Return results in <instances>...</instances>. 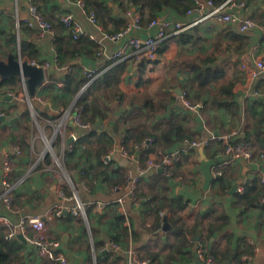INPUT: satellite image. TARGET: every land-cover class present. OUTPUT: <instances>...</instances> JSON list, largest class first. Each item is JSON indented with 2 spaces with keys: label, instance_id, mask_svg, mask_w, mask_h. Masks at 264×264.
Segmentation results:
<instances>
[{
  "label": "crops",
  "instance_id": "1",
  "mask_svg": "<svg viewBox=\"0 0 264 264\" xmlns=\"http://www.w3.org/2000/svg\"><path fill=\"white\" fill-rule=\"evenodd\" d=\"M74 1L44 0L40 12L53 26V34H62L60 18L70 13L79 23L82 36L94 37L97 52L92 56H79L78 67L85 73L103 69L101 74L113 66L104 69L103 61H114L113 64L125 61L126 68L114 84L116 92L108 89L107 97H102L106 119L86 129L72 122L73 102L82 94L66 107L62 106L66 94L48 81L49 73L59 70L56 67L44 69L45 81L35 92L34 96L40 97L42 103L32 98L29 105L26 96L23 101L17 91L0 87V113L3 114L0 117V217L17 223L26 216L45 214L58 204L71 207L72 203L58 199L60 193L69 197L63 191L67 181L71 185V194H75L84 207V217L70 215L67 219L47 221L46 239L60 243L68 264H127L123 238L118 242L120 251L105 250L106 244L122 228L127 230L139 255L144 259L154 256L157 264H195L197 250L210 252L215 258L213 264H264V207L259 203L264 196V184L260 182L264 176V73L252 79L249 72L256 61H264V0H248L245 10L240 12L255 23L254 30L241 35L234 23L223 25L213 19L203 21L188 32L191 35L189 44L171 42L158 57L159 62L148 68L141 78L129 50L123 48L125 40L105 39L107 33L98 24L91 23ZM102 2L109 3L113 17L124 16L110 0ZM26 8L27 0H0V57L5 58L8 53L21 56L20 42L31 40L40 52L39 59L26 61L41 66L51 61L54 49L48 39L37 41L35 31L24 27L20 30L19 24L27 17ZM158 17L175 18L171 11L162 12ZM113 29V25L108 27L110 31ZM150 34L151 30H144L140 36ZM120 49L124 55L113 58ZM98 52L103 56L100 62L96 60ZM195 58L208 59L206 65L222 69L224 75L210 87L209 93L200 97L199 103H190L185 95L194 100V89L189 86L184 69ZM18 83L23 90L20 79ZM225 85L232 86V96L218 92L219 87ZM177 89L181 96L176 94ZM8 92L14 97H7ZM19 98L25 106L14 107ZM185 102L197 109L187 107ZM62 111L69 112L65 121ZM126 129H133L134 134L147 132L149 137L144 142L145 147L151 143L147 144V140L159 138V144L163 149L167 148L156 151H177L180 155L179 161L170 167V176L157 170L140 180L138 205L124 198L127 173L135 174L140 152V147L134 146L135 152L129 153L132 159L119 153L120 147L124 149L122 135ZM38 131L41 136L51 132V143L44 145L42 139L37 138ZM91 132L108 135L113 141L103 163L110 169L125 172L123 182L115 188L109 187L102 177L93 178L96 173L93 151L87 153L89 146L76 145L77 139ZM230 132L237 133L233 143L245 145L252 153L250 160L229 161L217 137ZM70 135H74L75 140L67 143ZM186 140L198 141L200 145L188 149L184 144ZM203 141L206 142L204 146L201 145ZM14 148L20 151L19 155L14 153ZM46 149L52 155L49 156ZM156 151L149 158L157 161ZM53 159H62L63 170ZM5 162L9 166L7 172ZM84 168L85 173L81 171ZM6 175L13 187L10 206L3 200ZM110 177L115 179L118 175L111 174ZM235 183L237 189L230 193ZM244 193L246 196L242 200ZM154 196L158 198L151 201ZM118 198H124L122 206L117 203ZM253 199L256 201L252 203ZM181 203L185 207L179 211ZM97 204L103 208L97 209ZM159 205H167L158 213L163 212L167 217V230H163L165 216L161 219L160 229L153 226L158 215L151 208ZM66 213L69 212H63ZM116 214L125 218L122 225L114 223ZM0 233H4L1 226ZM27 233L33 234L29 228ZM191 235L195 236L192 241ZM19 242L9 243L6 248L7 264L50 263L38 257L31 245ZM182 242L193 243L195 258L191 261L181 262L182 255L188 252V248H180Z\"/></svg>",
  "mask_w": 264,
  "mask_h": 264
},
{
  "label": "trees",
  "instance_id": "2",
  "mask_svg": "<svg viewBox=\"0 0 264 264\" xmlns=\"http://www.w3.org/2000/svg\"><path fill=\"white\" fill-rule=\"evenodd\" d=\"M44 0H33L37 8L41 11V5L44 3ZM84 3V10L87 15L92 14L95 17L96 24H98L102 30L107 34H115L121 31L126 25L125 13L130 8H136L140 11L142 20L141 24L143 27L147 26L148 23L154 18L158 17L159 14L166 11H171L175 18L178 20L184 19L185 12L190 9L193 5L192 0H110L112 5H116L118 8L122 10L124 13L123 17L115 18L112 15V8L109 6L108 2H102V0H82ZM214 4L219 5L224 0H212ZM246 4L245 8L248 5V0H243ZM245 10V9H244ZM43 14V13H42ZM49 23V21H48ZM51 25V23H50ZM114 26L113 31L108 30L109 26ZM59 26L61 28V33H54L52 38L51 45L54 49V53L57 58L56 68L48 75V81L50 84H54L55 82L62 83V91L66 94V100L62 101L63 105H67L68 102H72L74 98L80 93V91L85 87L84 91L81 93L82 97H78L72 105V114H78L79 120L82 124L93 125L96 122L103 121L106 119V115L104 113V106L102 104V97H107V90L111 89V92H116L114 88V84L119 80L120 75L126 68V62H120L113 64L112 62L103 61L104 69L109 65L110 68L103 71L99 76L95 77L91 82H89L86 77V73L83 72L77 64V58L81 55L92 56L97 52V45L95 41L90 40L88 37H83L80 35L77 40H73L72 37L66 33L63 25L59 21ZM20 30L21 28L28 29L23 23L19 24ZM52 29L54 30L53 26ZM189 33H183L175 36H169L164 39L158 49V57L160 58L165 50L168 48V45L171 42H176L180 44H189L190 43ZM240 36V35H238ZM7 42V41H6ZM9 42V41H8ZM21 56L24 60H38L39 59V50L36 47V44L31 40L21 41L20 42ZM159 59L154 61L141 60L136 63V70L138 75L141 77L148 71V68L152 67V65L157 64ZM208 59L203 60L202 58H195L190 65L184 70L187 72V81L190 87L194 89L193 99L188 97V94L185 95V99L187 102H200V97L210 92V87L216 84L218 81L222 80L224 72L219 68H212L206 65V61ZM201 61V62H199ZM66 69H70L71 72L67 73ZM103 70V69H102ZM101 70V71H102ZM100 71V72H101ZM19 79L17 77H12L8 79H0V87L6 88L10 91L15 89V87L19 84ZM232 86L225 85L221 86L218 89V92L226 97L232 96L231 92ZM90 98V99H89ZM170 128V127H169ZM168 128V129H169ZM167 129V130H168ZM122 146L125 150L130 152H135L134 146H139L138 149V162L144 163L150 155H152L156 149H163L161 146L159 138L152 139L151 143L145 147L144 142L149 137L147 132H138L134 134L133 129L124 130V135H122ZM165 146H167L168 142L163 141ZM84 144L89 146L90 150L93 151L94 158L96 160V173L93 175V178L102 177L103 181H108L109 187H114L123 182L125 172L123 169H110L103 163L104 156L106 155L108 149L113 145V141L110 136L102 134L98 135L95 132H91L81 138L77 139L76 145ZM96 144V145H95ZM93 169V167H91ZM82 172H86L85 168L81 169ZM111 174L118 175L115 179H111ZM163 181H166V178H163ZM140 183V182H139ZM136 187V195H138V185ZM115 188V187H114ZM245 193L241 196L242 200L245 198ZM158 197H152L151 201H155ZM256 201L253 199L252 203ZM167 205H159L151 208V211L158 215L160 211ZM169 210H171L170 205ZM184 205L182 203L179 206V211L184 209ZM88 210V209H87ZM87 212V211H86ZM70 213L62 214L61 218H69ZM161 217L158 215L156 223L153 225L155 229L161 228ZM125 218L121 214H116L115 224H123ZM173 224V223H172ZM118 234V235H117ZM127 230L122 228L121 232L116 233L112 240L116 243L121 241V238L126 242L129 238ZM194 235H191L190 239L194 238ZM210 237V235H209ZM17 242V239L12 241H6L0 233V264H7L9 261V256L6 252V248L9 246V243ZM21 245V244H20ZM188 248V252L184 253L181 262L195 258L192 254L193 243L189 244L180 243V248ZM194 251V250H193ZM204 256L210 257L215 263V258L210 254V252H203ZM193 255V256H192ZM140 258L144 259V257ZM146 258V257H145ZM150 264H157V260L154 256H150L147 259ZM225 260V259H224ZM50 262V261H49ZM217 263V259H216ZM49 264H57L54 262H50Z\"/></svg>",
  "mask_w": 264,
  "mask_h": 264
},
{
  "label": "built area",
  "instance_id": "3",
  "mask_svg": "<svg viewBox=\"0 0 264 264\" xmlns=\"http://www.w3.org/2000/svg\"><path fill=\"white\" fill-rule=\"evenodd\" d=\"M193 5L190 9L185 12L184 19L178 20L171 17H156L151 20L147 26L143 27L141 24V14L136 8H129L125 13L126 25L125 27L115 33L106 34L104 38L110 41H122L125 40V46L129 50L131 59L138 63L141 60L154 61L158 59V49L161 42L169 36H175L183 33L189 32L194 26L199 23L213 19L223 25L236 24L237 32L241 35L255 29V23L248 17H243L240 12L245 9V2L243 0H224L219 5L214 4L212 0H192ZM74 5L79 8L82 13H86L84 10V3L82 0H75ZM27 17L22 23L30 30L35 31L37 41H43L48 39L52 40L54 34L52 26L45 20L44 16L37 8L33 0H27ZM88 20L96 24L95 17L92 14L87 15ZM60 22L63 25L66 33L69 34L73 40L82 35V29L79 23L75 20L72 14L67 13L61 16ZM144 30H151V34L147 37H141L140 34ZM92 41L94 37L88 36ZM124 55L123 49H120L113 58L122 57ZM102 53L98 52L96 54V60L101 61ZM57 58L55 53L50 62H45L41 65L44 69L56 67ZM32 65H37L31 63ZM53 69V68H52ZM67 73H70V69H66ZM252 79H256L260 74L264 73V61L258 60L254 63L253 69L249 70ZM100 75V71L92 70L86 72V77L89 82H91L95 77ZM57 89H62L63 85L60 82L54 83ZM85 87L80 91L79 95L84 91ZM24 90V88H23ZM25 93V91H24ZM7 97H14L11 92H8ZM26 96V94H25ZM39 103L44 102L40 97H33ZM185 105L193 110L197 107H190L188 103ZM3 114L0 113V117ZM69 112L62 111L63 121L68 119ZM72 122L75 126L86 129L88 124H82L79 120V115L74 114L72 117ZM71 140H75L74 135H70ZM234 138H237L236 132H230L225 135L218 136L217 139L223 144L225 155L228 156L229 161L235 162L239 159L250 160L252 158V153L243 144L233 143ZM151 140H147L149 144ZM206 142H201L204 146ZM188 149L196 148L200 145L197 141L184 142ZM119 153L129 159L133 156L129 154L125 149L120 147L118 149ZM14 153L16 155L20 154L17 148H14ZM110 156H107V161L110 160ZM156 156H158L157 161L149 158L145 163L136 162L135 174L129 172L126 177V187L127 191L125 194V199L138 205V198L136 195L137 184L143 179L149 172H155L161 170V173L165 176H170V167L177 163L180 159V155L177 151H170L162 153L160 150L156 151ZM4 169L7 172L9 170L8 164L5 162ZM217 175H221V172H217ZM260 182L264 184V176L260 178ZM4 192L3 200L7 206L12 204L13 197V187L8 183L7 175L4 177L3 181ZM241 192V189H239ZM124 198H118L116 201L119 205H123ZM58 199L66 200L72 203L71 207H64L61 204L55 205L52 209L48 210L45 214L39 216H26L20 219L17 223L11 222L7 218L0 217V226L4 229L3 237L6 241H12L17 239L18 235H21L26 243L31 245L36 249L37 256L43 258L47 261L54 262L57 264H68L65 254L60 250V243L57 241H49L46 239V223L52 219L61 218L63 212L68 211L72 216H83L84 217V207L78 201L77 196L73 194L70 197H65L62 193L59 194ZM261 206L264 207V196L259 200ZM103 205L97 204V209H102ZM161 218L165 215L164 213L159 214ZM30 229L33 234L29 235L27 229ZM105 250H112L114 252L120 251V245L114 242L112 239L106 244ZM126 254L127 264H150L147 259L140 258L138 251L133 245L131 239L126 241L125 249L123 250ZM196 256L204 264H213V260L210 257L204 256L203 251L197 250Z\"/></svg>",
  "mask_w": 264,
  "mask_h": 264
},
{
  "label": "water",
  "instance_id": "4",
  "mask_svg": "<svg viewBox=\"0 0 264 264\" xmlns=\"http://www.w3.org/2000/svg\"><path fill=\"white\" fill-rule=\"evenodd\" d=\"M51 69H49L50 71ZM45 70L42 66L32 65L26 60H23L20 55L8 53L5 58L0 57V79H8L17 77L22 82L28 104L30 105L31 99L34 97L37 88L42 86L45 81ZM176 94L181 96L182 93L179 89L176 90ZM71 139L67 141L70 142ZM158 173L161 172L159 169ZM237 189V183L233 184L230 193H234ZM163 230L169 229L168 220L165 216L162 220ZM17 239L22 243L25 240L21 235L17 236ZM195 264L199 263L198 259L195 260Z\"/></svg>",
  "mask_w": 264,
  "mask_h": 264
},
{
  "label": "rangeland",
  "instance_id": "5",
  "mask_svg": "<svg viewBox=\"0 0 264 264\" xmlns=\"http://www.w3.org/2000/svg\"><path fill=\"white\" fill-rule=\"evenodd\" d=\"M13 91H17V93L19 95H21L22 97V100L24 101V96H25V93L24 91L21 89L20 87V84H18L15 89L12 90ZM82 97V96H81ZM21 98H19L17 101H15V104H13L14 107H17V106H25L24 102H20ZM58 134H62V131H58L57 132ZM51 132H46L45 134H43L41 136L40 132L38 131V133L36 134L37 135V138L38 139H42V142L44 143V145L48 142V143H51ZM46 151L48 152V155H52L51 152L49 151V149H46ZM53 161L58 165V167H61V169L63 170V161L62 159H58V160H54ZM65 189L63 190L65 194H69V197L72 196L71 192H72V189H71V185L69 184V182H65ZM82 204V203H81ZM90 251H91V246H90Z\"/></svg>",
  "mask_w": 264,
  "mask_h": 264
}]
</instances>
